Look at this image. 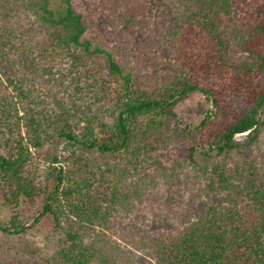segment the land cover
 Here are the masks:
<instances>
[{
	"label": "trees",
	"instance_id": "obj_1",
	"mask_svg": "<svg viewBox=\"0 0 264 264\" xmlns=\"http://www.w3.org/2000/svg\"><path fill=\"white\" fill-rule=\"evenodd\" d=\"M263 136L264 0H0V235H57L21 264H264Z\"/></svg>",
	"mask_w": 264,
	"mask_h": 264
},
{
	"label": "rangeland",
	"instance_id": "obj_2",
	"mask_svg": "<svg viewBox=\"0 0 264 264\" xmlns=\"http://www.w3.org/2000/svg\"><path fill=\"white\" fill-rule=\"evenodd\" d=\"M208 108L209 106L203 102L201 97L192 95L178 106L176 112L183 123L197 124L202 118L201 111ZM259 151L264 157V136ZM180 180L181 182L172 185L170 190L163 186L158 192H154L151 200L140 206L134 214L121 220V224L116 225L117 229L123 225L127 228L130 225L150 224L159 227L166 222L169 225L173 221L176 222V219L170 216L169 211L179 217H184L189 211H194L201 201L196 195L198 186L192 179L181 177ZM37 209V207L30 208V213L35 214ZM56 237L57 235L52 233L44 219L21 238H3L0 235V264L29 263L39 259L40 256L50 255L55 250Z\"/></svg>",
	"mask_w": 264,
	"mask_h": 264
}]
</instances>
